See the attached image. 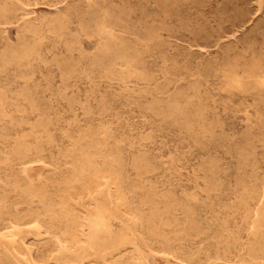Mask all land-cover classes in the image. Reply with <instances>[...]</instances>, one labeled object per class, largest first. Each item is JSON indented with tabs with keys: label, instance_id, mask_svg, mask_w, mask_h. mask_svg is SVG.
Segmentation results:
<instances>
[{
	"label": "rangeland",
	"instance_id": "374dc122",
	"mask_svg": "<svg viewBox=\"0 0 264 264\" xmlns=\"http://www.w3.org/2000/svg\"><path fill=\"white\" fill-rule=\"evenodd\" d=\"M0 258L264 264V0H0Z\"/></svg>",
	"mask_w": 264,
	"mask_h": 264
},
{
	"label": "bare ground",
	"instance_id": "6f19581e",
	"mask_svg": "<svg viewBox=\"0 0 264 264\" xmlns=\"http://www.w3.org/2000/svg\"><path fill=\"white\" fill-rule=\"evenodd\" d=\"M17 76V75H16ZM7 149V148H6ZM35 162V161H34ZM45 162V161H44ZM125 168V167H124ZM100 173V172H99ZM102 179V178H101ZM121 181V180H120ZM49 185V184H48ZM92 192V191H91ZM87 207V206H86ZM106 210V209H105ZM107 211H109V210H107ZM103 212V211H102ZM104 214V213H103ZM106 214H108L107 212H106ZM105 214V215H106ZM100 217V216H99ZM106 217H107V215H106ZM139 218V217H138ZM93 228H95V227H93ZM105 235V234H104ZM103 235V236H104ZM102 236V235H101ZM102 236V237H103ZM106 236H107V234H106ZM108 237V236H107ZM113 239V238H112ZM114 240V239H113ZM114 242H116V241H114ZM84 243V242H83ZM99 243V242H98ZM113 243V242H112ZM151 243V242H150ZM116 244V243H115ZM103 246V245H102ZM105 246V245H104ZM110 246V245H109ZM154 248V247H153ZM20 249V248H19ZM72 250V249H71ZM101 254V253H100ZM105 254V253H104ZM110 255V254H109ZM112 255V254H111ZM105 256V255H104ZM99 257V256H98ZM0 259H2V258H0ZM111 261V260H110ZM115 261V259L113 260V262ZM2 262H4V260L2 259ZM113 262H110V263H113ZM2 264V263H1ZM5 264V263H4ZM108 264H109V262H108Z\"/></svg>",
	"mask_w": 264,
	"mask_h": 264
}]
</instances>
